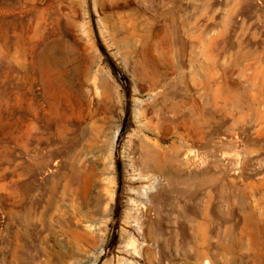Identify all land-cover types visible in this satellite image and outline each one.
Wrapping results in <instances>:
<instances>
[{"label": "rangeland", "instance_id": "rangeland-1", "mask_svg": "<svg viewBox=\"0 0 264 264\" xmlns=\"http://www.w3.org/2000/svg\"><path fill=\"white\" fill-rule=\"evenodd\" d=\"M94 259L264 264V0H0V264Z\"/></svg>", "mask_w": 264, "mask_h": 264}, {"label": "bare ground", "instance_id": "bare-ground-1", "mask_svg": "<svg viewBox=\"0 0 264 264\" xmlns=\"http://www.w3.org/2000/svg\"><path fill=\"white\" fill-rule=\"evenodd\" d=\"M90 112V111H89ZM88 116H89V113H88ZM94 119H95V116H94ZM87 130H88V132L90 133V134H92L93 136H95L94 138H93V140L94 141H97L98 140V137H99V135H100V132H101V127H99V126H93V125H89V126H87ZM92 141V140H91ZM93 141V142H94ZM86 146H87V144H85V146H83L84 148H82L83 150L86 148ZM83 150H80V152H82ZM111 150L113 151L114 150V144L112 143V145H111ZM79 165L81 166V163H79ZM79 171V170H78ZM69 178V177H68ZM77 188V187H76ZM79 217V216H78ZM77 222H79V220H76ZM90 225V224H89ZM88 225V226H89ZM92 225V224H91ZM91 225H90V227H91ZM94 225V224H93ZM92 225V227H94ZM86 227H87V225H86ZM99 227V226H98ZM87 228H89V227H87ZM97 228V227H96ZM92 229V228H91ZM93 229H95V228H93ZM96 230V229H95ZM98 230V229H97ZM94 231V230H93ZM92 231V232H93ZM96 233V232H95ZM100 234V233H99ZM86 238H85V241L86 242H90L91 243V241H93L94 240V236L92 235V234H90V235H87V236H85ZM87 245V244H86ZM89 249V248H88ZM100 251H101V249H100ZM103 252V251H102ZM101 252V253H102ZM96 262V259H94L90 264H94Z\"/></svg>", "mask_w": 264, "mask_h": 264}]
</instances>
